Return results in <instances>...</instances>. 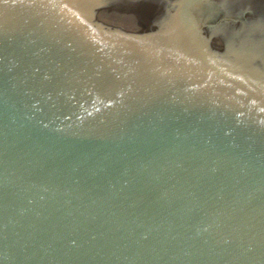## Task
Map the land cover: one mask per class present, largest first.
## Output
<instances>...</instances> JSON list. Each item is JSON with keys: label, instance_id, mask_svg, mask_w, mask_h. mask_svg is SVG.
<instances>
[{"label": "water", "instance_id": "95a60500", "mask_svg": "<svg viewBox=\"0 0 264 264\" xmlns=\"http://www.w3.org/2000/svg\"><path fill=\"white\" fill-rule=\"evenodd\" d=\"M243 51L264 0H0V264H264Z\"/></svg>", "mask_w": 264, "mask_h": 264}, {"label": "flooded vegetation", "instance_id": "af4514ba", "mask_svg": "<svg viewBox=\"0 0 264 264\" xmlns=\"http://www.w3.org/2000/svg\"><path fill=\"white\" fill-rule=\"evenodd\" d=\"M238 45L237 47H239ZM231 57L237 64L244 68L242 70L243 72H241L244 74V78H247L249 83L251 81L254 82L259 89H263L264 91V56L249 55L246 51H243L239 54L234 52V55H231Z\"/></svg>", "mask_w": 264, "mask_h": 264}]
</instances>
